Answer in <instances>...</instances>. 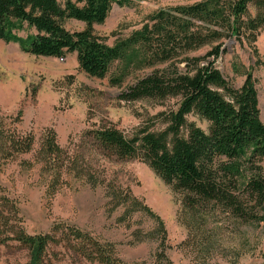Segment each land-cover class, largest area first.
<instances>
[{
	"label": "trees",
	"instance_id": "16d2710c",
	"mask_svg": "<svg viewBox=\"0 0 264 264\" xmlns=\"http://www.w3.org/2000/svg\"><path fill=\"white\" fill-rule=\"evenodd\" d=\"M131 4L132 0H0V41L17 44L35 57L64 59L75 53L79 70L96 79L105 78L118 63V74L110 78L112 86L134 72L153 69L121 92L119 100L178 97V109L164 116L166 127L159 132L143 128L130 137L111 127L89 131L95 149L107 158L142 160L166 185L185 193L191 206L214 203L243 221H258L256 209H264V122L256 79L246 72L243 85L236 88L214 63L226 53L222 40L257 39L264 28V0H204L168 7L126 38L105 44L94 34L93 25L103 24L112 6ZM250 6L256 10L254 16ZM70 20L83 23L84 29H66ZM25 31V36L19 35ZM207 46L205 55L189 56ZM232 68L240 74L243 67L233 64ZM190 114L206 121L208 130L187 124ZM10 166L19 174L33 173L49 198L74 183L103 187L114 203L111 212L123 210L116 221L127 230L134 213L153 219L152 230H132L129 244L158 241L149 259L125 262L113 243L75 228L57 224L51 233L27 234L17 202L0 178V246L9 241L23 246L27 264H45L49 249L59 242L91 264H172L162 221L130 192L105 184L79 152L63 150L52 130L37 141L20 133L15 121L1 117L0 177Z\"/></svg>",
	"mask_w": 264,
	"mask_h": 264
},
{
	"label": "rangeland",
	"instance_id": "374dc122",
	"mask_svg": "<svg viewBox=\"0 0 264 264\" xmlns=\"http://www.w3.org/2000/svg\"><path fill=\"white\" fill-rule=\"evenodd\" d=\"M201 1L132 0L128 7L114 5L103 24L93 25L94 34L111 46L141 28L157 11ZM249 10L254 16L255 8L250 6ZM84 27L74 20L65 24L70 31ZM257 35L256 40H222L226 53L214 65L236 88L243 85L244 73H253L264 122V28ZM209 49L201 48L189 56L201 57ZM233 64L243 67L240 74L234 73ZM119 66L114 63L105 78L96 79L79 70L75 53L64 59L35 57L23 53L17 44L0 41V118L15 121L20 133L31 134L37 141L45 131L52 130L58 145L69 154L79 152L83 163L104 178L105 184L122 193L130 192L162 221L167 234L166 253L172 264H264L263 208L256 209L258 221L246 222L214 203L191 206L185 193L166 185L142 160L107 158L95 149L87 132L108 127L126 137L143 128L159 132L166 127L164 116L179 107L178 97L119 100L121 92L153 70L134 72L119 86H112L110 78L118 74ZM179 68L182 70L183 65ZM186 122L208 130V123L196 115H188ZM0 178L17 202L18 217L27 234L49 233L57 224L75 228L101 242L113 243L125 262L147 260L158 246L155 238L129 244L132 230H152L153 219L142 212L134 213L132 228L127 230L116 221L123 210L111 212L114 203L103 187L74 183L49 198L33 173L19 174L10 166ZM28 259L26 248L18 243L9 241L0 246V264H27ZM45 264L91 263L59 242L49 249Z\"/></svg>",
	"mask_w": 264,
	"mask_h": 264
}]
</instances>
